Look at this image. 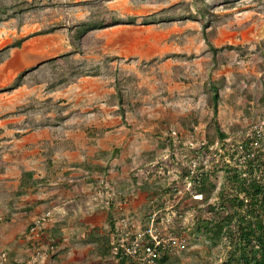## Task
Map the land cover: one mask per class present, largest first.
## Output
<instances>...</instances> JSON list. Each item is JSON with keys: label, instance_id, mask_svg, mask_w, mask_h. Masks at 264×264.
<instances>
[{"label": "rangeland", "instance_id": "1", "mask_svg": "<svg viewBox=\"0 0 264 264\" xmlns=\"http://www.w3.org/2000/svg\"><path fill=\"white\" fill-rule=\"evenodd\" d=\"M83 1L0 0V264H223L197 181L264 162V0Z\"/></svg>", "mask_w": 264, "mask_h": 264}, {"label": "trees", "instance_id": "2", "mask_svg": "<svg viewBox=\"0 0 264 264\" xmlns=\"http://www.w3.org/2000/svg\"><path fill=\"white\" fill-rule=\"evenodd\" d=\"M95 1L99 0H84L82 3ZM150 19L151 16H146L143 23H150ZM77 27H79L77 37L81 39L89 31L98 28L99 24L85 22L78 24ZM26 39L27 37L20 38L0 52L21 47ZM212 50L217 52L218 48L212 46ZM24 75L25 73L19 75L11 88L22 86ZM212 92L214 117L217 119L221 98L219 87L214 84ZM216 131L219 140L227 138V134L219 125ZM214 141L210 139V143ZM225 171L224 185L217 191L218 200L215 203H211L210 200L216 185L208 184L209 176L197 181L198 191L203 195L202 203L209 206V216H199L191 233L196 238L203 237L214 245L225 243L228 251L223 264H264V162L257 155L255 159H248L241 166L227 164ZM47 183V178H36L31 171L25 170L16 195H25L30 188ZM10 203L11 209L14 210L15 201L12 198ZM10 215L11 213L8 217ZM158 249L162 248L158 246ZM170 258V252L163 250L162 253L159 252L154 262L167 264ZM126 263V258L122 257L118 264Z\"/></svg>", "mask_w": 264, "mask_h": 264}, {"label": "built area", "instance_id": "3", "mask_svg": "<svg viewBox=\"0 0 264 264\" xmlns=\"http://www.w3.org/2000/svg\"><path fill=\"white\" fill-rule=\"evenodd\" d=\"M173 135H177V132L174 131L172 133ZM200 197L203 198V195L200 194ZM42 223V221H40ZM39 224V222H36V225L33 227V229H35L37 227V225ZM151 236V235H150ZM153 236V235H152ZM151 236V237H152ZM160 245V242H158V240L154 239L152 240V242L144 247V252L145 254H147L148 257H150V259L154 262L155 258L158 256L159 252H158V246ZM138 249L135 248V252H137Z\"/></svg>", "mask_w": 264, "mask_h": 264}, {"label": "crops", "instance_id": "4", "mask_svg": "<svg viewBox=\"0 0 264 264\" xmlns=\"http://www.w3.org/2000/svg\"><path fill=\"white\" fill-rule=\"evenodd\" d=\"M7 204L9 205V206H11L10 204V199L7 201ZM7 214H10V213H7ZM10 217V216H9Z\"/></svg>", "mask_w": 264, "mask_h": 264}]
</instances>
